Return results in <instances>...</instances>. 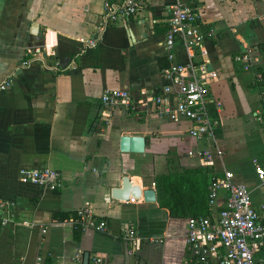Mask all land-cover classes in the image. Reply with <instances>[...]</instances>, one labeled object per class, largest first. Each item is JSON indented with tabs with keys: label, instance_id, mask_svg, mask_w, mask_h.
<instances>
[{
	"label": "crops",
	"instance_id": "obj_1",
	"mask_svg": "<svg viewBox=\"0 0 264 264\" xmlns=\"http://www.w3.org/2000/svg\"><path fill=\"white\" fill-rule=\"evenodd\" d=\"M173 2L140 0L133 16L116 20L97 37L102 0H0V81L11 80L0 92V201L11 211L0 221V264H80L84 252L88 260L99 256L101 264H192L188 217H170L156 196L144 202L139 194L154 189L156 176L185 169L200 168L194 177L199 184L207 180L204 216L215 212L207 205L209 182L224 170L250 190L258 208L262 194L254 166L264 170V126L253 114L264 110V81L255 83L254 68L243 70L233 58L251 49L264 70V0L193 4L213 31L203 41L215 72L210 94L221 105L212 111L218 125L211 138H191L186 120L159 117L150 104H100L104 88L137 95L164 83L160 71L168 61L161 43ZM173 51L174 62L186 61L180 42ZM246 86L258 95L257 106L243 94ZM237 114L250 119L246 127L234 120ZM129 135L144 138L142 152L120 149L119 138ZM197 148L211 151L210 163L186 154ZM47 167L59 172L54 191L18 178L19 169ZM122 175L135 181L127 201L110 196ZM224 196L219 190L216 201ZM84 203L105 221V230L75 224L72 217ZM259 216L264 221V212ZM125 228L140 240L132 254L126 252ZM253 260L264 264V246L253 251Z\"/></svg>",
	"mask_w": 264,
	"mask_h": 264
},
{
	"label": "built area",
	"instance_id": "obj_2",
	"mask_svg": "<svg viewBox=\"0 0 264 264\" xmlns=\"http://www.w3.org/2000/svg\"><path fill=\"white\" fill-rule=\"evenodd\" d=\"M198 0H174L168 6L166 31L161 43L168 65L163 67L160 75L164 83L146 92L131 93L128 90L104 88L99 101L103 107L123 105L136 108L150 104L153 112L170 121L186 120L187 135L195 140L211 138L215 134L218 120L212 111L218 112L220 102L213 99L209 84L215 78V72L205 59L206 51L203 41L212 37L211 28L198 19L196 7ZM140 5V0H102V11L97 24V37L101 31L118 19L133 16ZM180 42L186 61L174 62V45ZM90 45L95 40L87 42ZM241 64L243 70L254 68L255 83L264 81V70L257 67L259 56L246 49L233 58ZM22 61L21 64H26ZM11 83L10 79L0 81V92ZM255 120L264 126V110L255 111ZM188 156L198 158L203 163H210L211 151L206 148L188 150ZM215 155H221L216 149ZM254 173L261 190L262 201L258 208L251 204L250 190L241 183L231 180V172L224 170L221 177H215L207 187V205L215 212L207 216L188 217L185 241L193 257L192 264H255L253 251L264 246V221L259 213L264 212V170L255 165ZM18 178L22 183L40 185L50 191L60 186L59 172L52 168L19 169ZM219 190L225 192L222 202H217ZM10 205L0 201V211L5 215L4 222L11 216ZM82 230L103 231L105 221L93 216L88 203L76 211L75 221ZM123 240L127 244V254H132L140 246V240L130 228L123 230ZM88 264H101L97 255L90 256Z\"/></svg>",
	"mask_w": 264,
	"mask_h": 264
},
{
	"label": "trees",
	"instance_id": "obj_3",
	"mask_svg": "<svg viewBox=\"0 0 264 264\" xmlns=\"http://www.w3.org/2000/svg\"><path fill=\"white\" fill-rule=\"evenodd\" d=\"M262 77L264 78V73ZM198 172H201L200 168L185 169L178 174L155 177L153 185L156 202L159 207L168 210L170 217H196L207 214L205 206L207 180L204 178L199 184L194 177ZM74 217L76 215L72 218ZM75 224L79 225L76 222Z\"/></svg>",
	"mask_w": 264,
	"mask_h": 264
},
{
	"label": "water",
	"instance_id": "obj_4",
	"mask_svg": "<svg viewBox=\"0 0 264 264\" xmlns=\"http://www.w3.org/2000/svg\"><path fill=\"white\" fill-rule=\"evenodd\" d=\"M34 30V26L31 25L30 31ZM119 147L123 151L140 153L144 149V138L140 135L121 136L119 138ZM133 185L135 181L130 179L127 175H122L120 179L119 187H112L110 189L111 198L119 201H127L133 197ZM141 199L144 202L155 201V191L152 188H144L139 191ZM80 264H88V253L84 252L82 255Z\"/></svg>",
	"mask_w": 264,
	"mask_h": 264
},
{
	"label": "rangeland",
	"instance_id": "obj_5",
	"mask_svg": "<svg viewBox=\"0 0 264 264\" xmlns=\"http://www.w3.org/2000/svg\"><path fill=\"white\" fill-rule=\"evenodd\" d=\"M246 87H247V89H245V91H242L243 94L245 93V96H246L247 100L250 102V105L255 103L257 106L260 102L258 95L252 89L248 88V86H246ZM240 88L241 87L239 85H237L238 91H241ZM246 119L250 121V119L245 117V115H243V114H237L234 116V120L238 121V125L241 124L242 126H245V127L248 125L247 123L244 122ZM172 124H174V123H172ZM185 140L188 141V139H185ZM188 160H192V159L189 158ZM186 223H187V219H186Z\"/></svg>",
	"mask_w": 264,
	"mask_h": 264
}]
</instances>
